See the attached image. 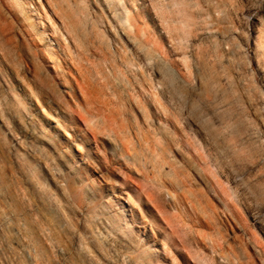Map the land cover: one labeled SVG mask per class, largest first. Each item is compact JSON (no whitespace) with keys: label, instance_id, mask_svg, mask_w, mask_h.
Instances as JSON below:
<instances>
[{"label":"rangeland","instance_id":"rangeland-1","mask_svg":"<svg viewBox=\"0 0 264 264\" xmlns=\"http://www.w3.org/2000/svg\"><path fill=\"white\" fill-rule=\"evenodd\" d=\"M0 264H264V0H0Z\"/></svg>","mask_w":264,"mask_h":264},{"label":"bare ground","instance_id":"bare-ground-1","mask_svg":"<svg viewBox=\"0 0 264 264\" xmlns=\"http://www.w3.org/2000/svg\"><path fill=\"white\" fill-rule=\"evenodd\" d=\"M57 4H58V2H57ZM57 6H59V4L57 5ZM59 8H61V6H59ZM65 8V7H64ZM63 11H64V9H62ZM69 10H70V8H69ZM29 11V10H28ZM67 11H68V9H67ZM71 11V13H70V15L69 16H73V15H71L72 14V10H70ZM66 13H68L69 14V12H66ZM74 13V12H73ZM31 14V13H30ZM75 14V13H74ZM32 15L35 17L34 19H35V21H36V23H34V24H37L40 28H42V32L41 33H43L44 35H45V37L47 38V40L49 41V43L51 44V46L52 45H55V43H57V41L55 42H53V40H55L56 38H54L55 37V34H54V32H53V30L52 29H49L48 28V24H47V21L45 20V19H43L40 15L38 16V12H35V11H32ZM64 15H65V12H64ZM68 16V15H67ZM75 16V15H74ZM76 16H77V14H76ZM66 17V16H65ZM67 18V17H66ZM69 18V21H70V24H72L73 26L74 25H79V23L77 24V22L75 23V21H74V18L75 17H68ZM247 18L251 21V22H253V24H254V22H257V21H259L260 20V16H259V13H257V11H256V8L254 7V5L252 4L251 6H250V8L247 10ZM80 19V18H79ZM77 20H78V17H77ZM80 20H78V22H79ZM249 21V22H250ZM248 22V21H247ZM81 23V22H80ZM82 23H83V21H82ZM81 23V24H82ZM72 25H70V27L72 26ZM84 25V24H83ZM72 26V27H73ZM75 26V27H76ZM36 27V26H35ZM69 27V26H68ZM74 28V27H73ZM72 28V29H73ZM71 29V30H72ZM39 30V29H38ZM76 30V29H75ZM79 30V29H78ZM81 30V29H80ZM84 30V29H83ZM72 31H74V30H72ZM82 32H84V31H82ZM76 33V32H75ZM82 35V34H81ZM55 48V47H54ZM48 67H49V65H48ZM49 68H52L51 67V65H50V67ZM64 80V79H63ZM82 161V163H85V160H81ZM77 166H80L81 165V163H77L76 164ZM92 181L94 182V185L97 187V188H99V189H101V188H104V187H107L108 185H107V182H106V180H104L103 178H101L100 176L99 177H97V176H94L93 178H92ZM115 195V197H117V198H119V199H124V197H123V195L121 194V193H115L114 194ZM121 201V200H120ZM129 208V207H128ZM128 211H129V209H128ZM254 219L257 221V222H260L261 221V218H260V215H254ZM149 236V235H148ZM145 250H146V252L148 253V255H150L151 257H153V256H157V254L158 253H161V250H160V248L157 246V244L156 243H153V244H147V245H145V248H144ZM160 261V260H159ZM161 262V261H160Z\"/></svg>","mask_w":264,"mask_h":264}]
</instances>
